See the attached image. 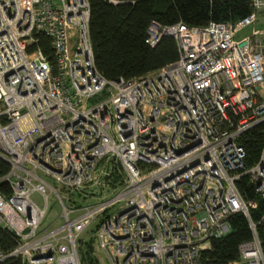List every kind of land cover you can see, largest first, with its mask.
<instances>
[{"label":"built area","instance_id":"built-area-1","mask_svg":"<svg viewBox=\"0 0 264 264\" xmlns=\"http://www.w3.org/2000/svg\"><path fill=\"white\" fill-rule=\"evenodd\" d=\"M249 1L234 22L150 20L144 43L170 36L176 58L107 79L87 0H0V229L13 242L0 264H81L84 235L104 264H199L236 213L251 238L228 264H264L255 201L235 186L247 177L264 203V141L245 166L238 139L264 119V0Z\"/></svg>","mask_w":264,"mask_h":264},{"label":"trees","instance_id":"trees-1","mask_svg":"<svg viewBox=\"0 0 264 264\" xmlns=\"http://www.w3.org/2000/svg\"><path fill=\"white\" fill-rule=\"evenodd\" d=\"M89 6L88 31L96 69L107 79H130L155 70L176 58V45L170 36H161L150 47L144 43L145 29L150 20L160 24L180 21L190 26H204L209 21H231L250 12L249 0H87ZM39 48L44 54L51 51L49 41L37 34ZM49 60H51V57ZM245 150L244 165L255 162L264 141V119L246 130L239 138ZM8 164L0 158V176L8 171ZM235 186L244 200L255 201L248 210L255 225L256 236L264 258V228L258 223L264 213L263 201L254 193L247 177L241 176ZM0 191L8 193L5 182ZM229 232L213 240L211 248L200 253L199 264H228L238 256L239 243L251 238L246 219L239 213L229 218ZM12 240L0 229V249L12 245ZM81 264H102L90 239L79 249ZM4 264H18L10 260Z\"/></svg>","mask_w":264,"mask_h":264},{"label":"rangeland","instance_id":"rangeland-1","mask_svg":"<svg viewBox=\"0 0 264 264\" xmlns=\"http://www.w3.org/2000/svg\"><path fill=\"white\" fill-rule=\"evenodd\" d=\"M247 32H248V28H244L241 30L242 34L247 33ZM32 198L38 205H41V200L36 194H33ZM47 199H48V201H47V212H46L45 222L46 221L48 222L53 217H55L57 210H58L57 204H56L55 200L53 199V197L48 196ZM88 237H89V235H84L83 238L86 239V241H87ZM99 262H102L101 258H99ZM102 264H104V263L102 262Z\"/></svg>","mask_w":264,"mask_h":264}]
</instances>
